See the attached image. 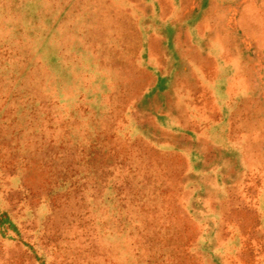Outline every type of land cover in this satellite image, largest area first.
Returning a JSON list of instances; mask_svg holds the SVG:
<instances>
[{"label": "rangeland", "instance_id": "obj_1", "mask_svg": "<svg viewBox=\"0 0 264 264\" xmlns=\"http://www.w3.org/2000/svg\"><path fill=\"white\" fill-rule=\"evenodd\" d=\"M0 264H264V0H0Z\"/></svg>", "mask_w": 264, "mask_h": 264}]
</instances>
